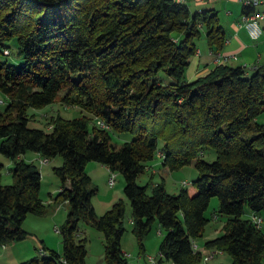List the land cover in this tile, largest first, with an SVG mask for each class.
Segmentation results:
<instances>
[{
	"label": "trees",
	"instance_id": "1",
	"mask_svg": "<svg viewBox=\"0 0 264 264\" xmlns=\"http://www.w3.org/2000/svg\"><path fill=\"white\" fill-rule=\"evenodd\" d=\"M203 29L221 49L225 30L218 14L192 13L179 0H0V152L13 161L14 178L0 183V244L26 238L27 216L47 212L41 170L23 157L32 150L62 157L54 167L55 199L69 209L59 227L62 252L49 249L25 264H86L82 220L103 232L105 264H129L122 249L125 203L119 199L96 212L90 161L123 174L140 247L157 223L165 230L160 257L201 264L193 240L204 235L211 220L206 210L217 196L227 219L205 247L229 253L231 264H264V230L242 217L246 207L252 215L264 211V123L257 120L264 112V64L251 74L243 65L218 64L188 82ZM15 37L20 66L4 57ZM63 89L62 100L82 114L51 116L48 130L30 126V108L54 103ZM96 117L111 128H100ZM111 132L132 138L118 147ZM207 146L216 152L212 161L202 157ZM158 149L162 168L194 164L198 177L176 194L164 181L139 184ZM4 167L0 162V177Z\"/></svg>",
	"mask_w": 264,
	"mask_h": 264
},
{
	"label": "rangeland",
	"instance_id": "2",
	"mask_svg": "<svg viewBox=\"0 0 264 264\" xmlns=\"http://www.w3.org/2000/svg\"><path fill=\"white\" fill-rule=\"evenodd\" d=\"M262 34L263 32L258 36V38L262 37ZM8 46V52L7 54L5 53L4 57L8 59L9 62L20 66L23 63L24 59L22 54L19 53L17 38L15 37L10 40ZM262 64H264V57L261 62V65ZM66 91L67 89L61 90L57 100L54 103L48 104L42 108H30L29 116L31 120L29 122V125L32 127H38L48 130L49 127L47 125V122L50 120L51 116L60 114L65 118H74L82 114V109L80 108V106L75 105L74 103L69 104L62 100V96L66 93ZM0 97L3 96L0 95ZM258 119V122L264 123V112H262L258 116ZM111 135L112 143H114L118 147L121 146L126 140H130L132 138V134L130 132H111ZM162 144L163 140L161 139L160 147L162 146ZM34 153L35 151L28 150L23 157L28 161H33L41 170L42 183L40 187V197L45 205H47L46 207L48 209L47 212L42 215H28V218L25 222L26 227H24V224L23 227L29 232V235L22 240H14L5 244L4 247H1L0 264L26 263L34 257H39V255L41 256V254L39 253L40 249H43V246L56 251L62 250L61 235L59 233V230L57 229L65 222L69 205L67 202L55 199L58 193L59 177L54 171V167L62 163V157L58 155L54 158H51L49 163L42 164L40 161L42 157L37 158L36 154ZM202 157L206 160L212 161L216 157V152L212 147L207 146L204 149V154L202 155ZM0 162L4 163L5 165L0 177V183H12L14 181L11 171V168L13 167V161L0 152ZM159 162L160 156L157 152L156 157L148 163L149 166H153L156 170L160 171V173H156V175L153 177L154 182L163 181V173L161 172L162 166H159ZM102 166L103 164H101L100 162L90 161L86 167L87 172L89 171L93 176V185L98 187V192L93 196L92 202L94 204L96 212L98 214H102L108 208H110L115 201L119 199H122L124 201L126 208L124 219L125 232H127L126 244L131 247L135 241L134 239L137 238H135L134 233L132 232V208L130 205V201L124 193L125 178L121 172L117 171L115 184L110 185L108 183L109 171H104L102 169ZM171 173L173 174H164L168 184V187L166 189L171 194L178 193L182 187L189 186L198 177V170L196 169L194 164L186 165L180 169L173 170V172ZM148 174L149 172L146 171L140 174L138 178L139 184L143 185L148 182ZM184 181L187 183L186 186L182 185ZM151 182L153 181L151 180ZM218 207L219 199L217 196H214L212 197L209 207L206 210V215L211 218L206 226V232L202 237L195 239L196 243L199 244V246L204 239L218 236L223 232V226L226 222L227 216L220 214L218 211ZM215 214H217L218 217H216ZM260 215L264 217V211L261 212ZM251 216L252 214H250V210L248 209V207H246L242 217L248 218ZM79 227V232L82 234L81 236L87 239L86 247L87 250H89L91 264H101L103 255L105 254L103 232L95 228L92 224L83 220L80 221ZM261 227L264 230V222ZM157 240L158 234L156 223L153 226V233L149 239L152 247H156ZM139 247L140 245L138 243L137 250L139 249ZM205 254L206 252L203 253V260L201 261V264H231L232 262V257L227 252L218 253L208 261L204 259ZM152 255L154 256L156 255V253H152ZM128 258L130 261L131 255L128 256Z\"/></svg>",
	"mask_w": 264,
	"mask_h": 264
},
{
	"label": "crops",
	"instance_id": "3",
	"mask_svg": "<svg viewBox=\"0 0 264 264\" xmlns=\"http://www.w3.org/2000/svg\"><path fill=\"white\" fill-rule=\"evenodd\" d=\"M179 1L185 3L189 7L192 13H198V12L202 13L206 10L215 11L218 14L219 21L225 30V41L223 43V46L221 49L216 50L215 48H213L215 46L212 47V45L209 43L207 39L206 29H203V32L197 42V45H198L197 52L191 57L189 65L186 69V80L188 82L194 81L195 79H197L198 76L207 73L214 66L218 65V63L214 62L213 55H212L213 51H221L223 53H228V54L236 53L238 55V59L234 60L231 63L232 64L234 63L233 65L246 66L247 71L250 74L254 72V68H253L254 66L261 65V62L264 57V18L261 21V27L263 29L262 30L263 34H262V37L258 38L254 36L253 34L256 32L257 30L256 28L253 29V28H248L245 25H241V18L244 13L243 11L244 4L239 0H179ZM259 9L264 10V4L260 5ZM250 65H253V66H250ZM257 120L259 121L258 118ZM34 154H36L37 158L41 157L38 152H35ZM161 159L162 157L160 156V162L158 163L159 166H161ZM148 163H147L146 170H145L146 172H149L147 181L149 182L152 180L153 183L155 184L159 181L154 182L153 177L156 175V173H160V171L156 170L153 166H149ZM102 169L106 172L109 171V167L104 164L102 166ZM161 172L163 173V181L165 183V187L167 188L168 184H167L164 174L172 175L173 173L171 172L173 171H169L166 168H162ZM88 173L93 179L92 174L89 171ZM58 190H59V186H58ZM250 214H251V211H250ZM27 218L24 220V223H23L24 227H26L25 222ZM262 218H263V221H262V224H263L264 217L262 216ZM164 231L165 230L159 224H157L158 240H157L156 247L155 248L152 247L149 241L153 233V230H152L151 233L144 240V247L143 248L139 247L138 250H137V245H138L137 239H134L135 241L131 247H129L126 244V238H127L126 233L127 232H125L122 238V249L128 256L131 255L129 264H152L147 258V256L152 255V253H156L154 257L157 258L159 264H173L171 260L159 256V245H160L161 239L163 238ZM205 232H206V229H205ZM81 235L82 234L79 232L80 237H82ZM213 237L206 238L203 240V242L201 241L202 243L200 244V246L202 249V253H205V252L207 253V248L205 247V241ZM43 248H44V251L49 253L50 250L48 247L43 246ZM58 252L61 253L62 250ZM104 263L105 261H104V255H103L101 264H104ZM22 264H25V263H22ZM34 264H43V263L37 262ZM86 264H91L89 250L86 256Z\"/></svg>",
	"mask_w": 264,
	"mask_h": 264
},
{
	"label": "built area",
	"instance_id": "4",
	"mask_svg": "<svg viewBox=\"0 0 264 264\" xmlns=\"http://www.w3.org/2000/svg\"><path fill=\"white\" fill-rule=\"evenodd\" d=\"M239 1H241L244 5L253 7V10L243 13L242 18H241V25H245L248 28H253V29L256 28L257 30L253 34L254 36L258 37L262 33V30H263L261 27V21L264 18V10H260L259 6L264 4V0H239ZM7 52H8V49L5 50L6 54ZM212 55H213L214 62L218 64L231 63L234 60L238 59V55L236 53L228 54V53H223L221 51H213ZM256 66H254L253 68H255ZM0 101L3 102L2 99ZM95 122L100 128H103L106 130H109L111 128L110 124L107 123L101 117H96ZM158 154L161 157L163 156V152H161L160 150L158 151ZM40 161L42 164H47L50 162V159L47 157H42ZM116 174L117 173L115 171L109 169L108 183L110 185L115 184ZM182 185L186 186L187 183L184 181ZM251 218L256 225L262 226L263 218L261 215H252ZM57 230H59V228ZM4 246H5V243L0 244V249L1 247H4ZM193 248L195 251H202L201 247L199 246V244L196 243L195 240H193ZM222 252L224 251L220 248H216V247L207 248V253L204 256V259L208 261L209 259L213 258L218 253H222ZM44 253H45L44 249H40V254L43 255ZM147 258L152 264H159L157 258L154 257L153 255H148Z\"/></svg>",
	"mask_w": 264,
	"mask_h": 264
}]
</instances>
